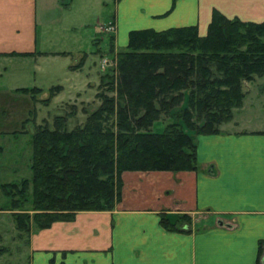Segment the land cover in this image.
<instances>
[{
  "label": "crops",
  "instance_id": "crops-1",
  "mask_svg": "<svg viewBox=\"0 0 264 264\" xmlns=\"http://www.w3.org/2000/svg\"><path fill=\"white\" fill-rule=\"evenodd\" d=\"M109 1L0 0V55L65 50L48 51L46 45L76 28L68 23L71 8L80 18L78 27L89 24L90 15L97 27L95 12ZM114 3L106 22L115 23L120 46L133 28L195 24L204 35L214 9L245 21L264 20V0ZM75 49L76 58H86L85 50ZM246 85L231 119L217 132L196 136V169L123 170L121 197L113 208L78 210L70 220L31 233L30 264H263L264 74ZM174 213L191 219L182 228H168L161 214Z\"/></svg>",
  "mask_w": 264,
  "mask_h": 264
},
{
  "label": "trees",
  "instance_id": "trees-1",
  "mask_svg": "<svg viewBox=\"0 0 264 264\" xmlns=\"http://www.w3.org/2000/svg\"><path fill=\"white\" fill-rule=\"evenodd\" d=\"M114 59L96 92L100 103L82 124L69 128L65 113L36 125L30 178L4 185L11 198L19 194L14 204L31 195L33 214L14 213L17 227L29 231L31 223L48 227L78 210L113 208L126 169H196L193 134L219 131L242 104L244 82L264 74V20L214 9L204 35L195 24L133 28ZM33 87L18 90L31 93ZM162 114L170 119L155 131ZM190 219L185 213L160 217L171 229Z\"/></svg>",
  "mask_w": 264,
  "mask_h": 264
},
{
  "label": "rangeland",
  "instance_id": "rangeland-1",
  "mask_svg": "<svg viewBox=\"0 0 264 264\" xmlns=\"http://www.w3.org/2000/svg\"><path fill=\"white\" fill-rule=\"evenodd\" d=\"M73 7L68 23L76 28L70 29L57 44L46 45L49 47L47 50H65L41 55L35 53L39 50L28 54L11 51L7 56L0 55V264H30L31 233L41 229L33 223L29 231L16 226L14 213L33 214L31 195L29 192L14 204L12 198H17L19 194L15 193L11 198L6 193L9 187L4 186L10 183L20 185L22 180L30 178L31 135L36 125L43 122L52 124L54 115L65 113L69 128L82 124L90 110L100 103L96 95L99 84L112 74L115 51L122 47L116 41L115 23L106 22L114 12V0H110L106 8L95 12L101 21L97 27H94L96 20H92L91 15L87 18L89 24L78 27L80 18L73 13ZM110 44L113 45V52ZM76 46L87 52L86 58H76ZM72 63L78 69L71 68L74 66L70 65ZM247 82H244L245 92ZM19 87L33 89L30 93L18 90ZM169 119L168 115L162 114L151 128L160 131ZM224 122L219 125V130ZM198 134H193L195 139ZM198 217L207 221L214 218L204 213H199Z\"/></svg>",
  "mask_w": 264,
  "mask_h": 264
},
{
  "label": "water",
  "instance_id": "water-1",
  "mask_svg": "<svg viewBox=\"0 0 264 264\" xmlns=\"http://www.w3.org/2000/svg\"><path fill=\"white\" fill-rule=\"evenodd\" d=\"M262 263L264 264V252H263V255H262Z\"/></svg>",
  "mask_w": 264,
  "mask_h": 264
}]
</instances>
